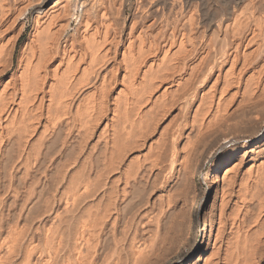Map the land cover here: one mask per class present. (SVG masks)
Returning <instances> with one entry per match:
<instances>
[{
  "label": "bare ground",
  "instance_id": "6f19581e",
  "mask_svg": "<svg viewBox=\"0 0 264 264\" xmlns=\"http://www.w3.org/2000/svg\"><path fill=\"white\" fill-rule=\"evenodd\" d=\"M50 1L0 0V264L167 261L201 199L177 264H264V0Z\"/></svg>",
  "mask_w": 264,
  "mask_h": 264
},
{
  "label": "rangeland",
  "instance_id": "374dc122",
  "mask_svg": "<svg viewBox=\"0 0 264 264\" xmlns=\"http://www.w3.org/2000/svg\"><path fill=\"white\" fill-rule=\"evenodd\" d=\"M54 4V0H51L50 2H49V7L50 6H52ZM32 20H33V14H31L30 15V17H29V20L27 21V27H26V30H25V32H24V34H23V36H21V39L19 40V42H18V45H17V53H16V56H18V53H19V50H20V47H21V45H22V43L28 38V36H29V34H30V31H31V29H32ZM75 24V23H74ZM73 24V27L75 26ZM17 59V58H16ZM16 61V60H15ZM207 170V171H206ZM209 170H210V164L209 165H207L206 166V168H205V170H204V174L202 173L201 175H198L197 176V178H196V181H197V186H198V188H200V189H206L207 188V185H206V182H205V176H206V174L209 172ZM205 175V176H204ZM204 182V183H203ZM196 184H195V186H196ZM193 187H194V184H193ZM141 188V187H140ZM140 188L139 189H136V191H138V192H136L135 191V188H134V192H136V194L134 193V196L136 197V199L138 200L139 199V201H135V202H140V199H142L143 200V197H144V193L142 194L141 192H140ZM195 188V187H194ZM138 193H141L142 194V198H141V194H139L138 196H140V198L139 197H137L136 195L138 194ZM134 200H135V198L133 199V201H129L128 202V204H125V207H126V214H128V212H130L131 210L134 212V207H135V202H134ZM141 200V201H142ZM201 202H199V204H198V206H197V214H198V216H199V218H200V223H201V225H199V237H198V239H197V246L196 247H194V249H192V250H188V251H186L185 253H181V254H178V255H175V257L173 256L172 257V255H170V257L167 259V261L166 260H161L160 259V261H162V262H158L157 261V263L159 264H177L178 262H184V261H187L188 259H190L194 254H196V252H198V250H200V248H201V242H202V235H203V233H202V231H201V228H202V215H203V213H202V210H201V204H202V202H203V199H201L200 200ZM130 202H132L131 203V206H132V208L130 207V205H129V203ZM135 204V205H134ZM199 205H200V207H199ZM129 207V209H127ZM131 208V209H130ZM124 213V214H125ZM131 213V212H130ZM125 214V215H126ZM131 214H133V213H131ZM124 215V216H125ZM125 217H127V215L125 216ZM128 217H130V214L128 215ZM127 217V218H128ZM201 226V227H200ZM144 235H142V233H141V235H140V237H141V241H144V240H142V239H144L145 237V240H148L147 239V237H148V235H147V233L145 234V233H143ZM147 235V236H146ZM142 237H144V238H142ZM172 257V258H171ZM163 258V257H162ZM154 260V259H153ZM169 260V261H168ZM176 261V262H175ZM155 262H156V260H155ZM172 262V263H171ZM156 263V264H157ZM155 264V263H154Z\"/></svg>",
  "mask_w": 264,
  "mask_h": 264
}]
</instances>
